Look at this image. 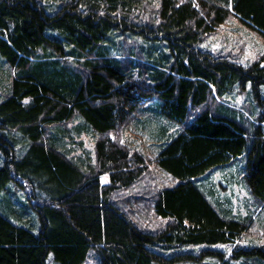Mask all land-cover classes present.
I'll return each instance as SVG.
<instances>
[{"label": "trees", "instance_id": "1", "mask_svg": "<svg viewBox=\"0 0 264 264\" xmlns=\"http://www.w3.org/2000/svg\"><path fill=\"white\" fill-rule=\"evenodd\" d=\"M230 12L264 38V0H0V54L15 68L0 101V264H264V245L238 242L252 219L199 184L243 155L264 203V53L241 63L201 46ZM237 93L259 123L216 101ZM144 109L181 125L159 129L155 164L175 181L154 189L142 154L110 137ZM76 117L74 133L102 136L94 164L57 144ZM138 184V213L162 228L141 229L113 199Z\"/></svg>", "mask_w": 264, "mask_h": 264}, {"label": "rangeland", "instance_id": "2", "mask_svg": "<svg viewBox=\"0 0 264 264\" xmlns=\"http://www.w3.org/2000/svg\"><path fill=\"white\" fill-rule=\"evenodd\" d=\"M201 46L216 55L228 57L241 63H248L264 53V38L256 29L245 25L238 16L230 12V15L218 24L214 31L206 35ZM14 70L15 68L11 67L0 54V101L8 93L9 82L11 81L10 75L13 76ZM216 101L222 102L235 113H239L240 119H250L254 123H259L258 118L263 114V109L258 108L256 103L243 93H237L234 97H216ZM146 105L148 104H144L145 107ZM151 113L153 114L150 109L134 113L124 126L112 131L110 137L126 147L132 158L133 153L139 152L142 154L143 160L146 161L145 165L149 169V174L145 177V181L154 189L155 187L163 186L165 183L171 184L175 181L155 164L154 157L160 144L159 129L166 128L167 136H172L181 125L175 121H168L162 116L151 115ZM79 120L76 117L64 123L71 135L69 137L64 135L63 141L57 144L60 148L64 147L67 149L66 153L69 157L78 160L85 159L88 156L91 163L94 164L96 161L94 142L96 138H101L102 136L97 135L95 131L85 129L74 133L73 126ZM244 165L245 156L242 155L233 164L211 170L201 176L199 184L206 195L223 212L252 219L245 234L238 240L241 245H247L250 242L255 245H264V235L261 229L264 224V203L257 204L248 191L242 176ZM101 180L102 182H107L108 175L106 173L102 174ZM115 187L117 192L113 195V199L128 211L134 209L132 213H128L133 220H136L141 229L153 231V229H156L155 227L162 228L168 222L167 218H161L153 211L143 214L138 213L139 204L137 203V198L147 194L141 191L142 186L140 184L128 188ZM150 187L147 188L150 190ZM149 190L146 191L149 192ZM139 200L142 201V199ZM142 202L144 203L145 201ZM250 239L252 240L249 241ZM214 247L224 249L228 253L233 246L216 245ZM182 249H190L196 253L204 249V246H186L175 250ZM50 260L47 261L48 264H56ZM202 262L204 263V261ZM83 264H94L93 258L86 259Z\"/></svg>", "mask_w": 264, "mask_h": 264}]
</instances>
